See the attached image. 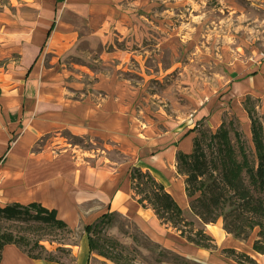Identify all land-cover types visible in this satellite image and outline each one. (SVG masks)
<instances>
[{
    "label": "rangeland",
    "instance_id": "374dc122",
    "mask_svg": "<svg viewBox=\"0 0 264 264\" xmlns=\"http://www.w3.org/2000/svg\"><path fill=\"white\" fill-rule=\"evenodd\" d=\"M4 2L12 8L7 13L13 22L11 27L0 25V32L7 30L10 36L12 29L13 42L4 49L0 41V66L8 73L9 89L19 87L25 96L23 116H12L22 121L12 124L14 130L8 125L12 146L31 131L33 140L25 141L31 155L47 150L71 156L65 149L79 151L94 159L96 170L111 177L124 174L130 185L131 169L172 131H194V148L196 136L215 132L225 120L234 127L233 141L240 131L255 157L244 102L251 98L255 117L264 126V71L255 76L264 63L259 60L264 52V0H61L56 17L44 3L0 0V10ZM52 18L55 28L40 51ZM69 30L71 37L66 38ZM245 77L254 78L253 94L242 99L243 116L241 105L227 95L233 81ZM86 107L102 118L86 123L83 133L53 128L38 136L36 119H69L68 112L83 115ZM1 115L9 119L3 108ZM211 118L221 120L217 129L210 127ZM102 125L115 133L103 132ZM5 161L6 154L1 155L0 166ZM184 215L195 227L203 226L191 204ZM141 224L137 208L129 214L115 211L91 233L96 248L90 264H264V254L253 249L258 227L249 238H238L224 228L221 216L206 227L218 244L210 249L177 238L178 231L166 223L167 236L156 239ZM0 231L21 237V247L31 255L63 264H75L79 246L89 236L84 226L58 227L1 214ZM224 247L246 252L256 262H239Z\"/></svg>",
    "mask_w": 264,
    "mask_h": 264
},
{
    "label": "crops",
    "instance_id": "0c3cea01",
    "mask_svg": "<svg viewBox=\"0 0 264 264\" xmlns=\"http://www.w3.org/2000/svg\"><path fill=\"white\" fill-rule=\"evenodd\" d=\"M28 2L30 3V1ZM32 2L31 4L34 6L44 3L53 13V17H56V11L61 0H32ZM2 5L5 6V9L0 10V25L7 26L9 24L11 27L13 18L11 16L8 18L7 12L8 10L11 11L12 8L10 9L6 2ZM55 20L52 18L46 24L47 30L43 43L38 47L40 51L43 50V46L47 42L46 39L55 28ZM10 30V36L7 35V30L5 34L3 31L0 32V41L3 44L1 47L4 49L11 47L13 42L12 29ZM71 34L72 32L69 30L65 37L69 38ZM34 63L30 65V70L28 69L27 73L32 71ZM259 65L257 67L258 73L255 76H259L264 71V63ZM7 74L0 66V108H3L9 116V119L5 118L4 115L0 116V156L6 154L5 164L0 166V205L5 206L13 202L24 204L33 201L40 202L49 209H56L58 217L73 228L85 227L107 212L117 211L129 214L132 209L137 208L139 219L143 223L141 227L155 239L160 235L166 237L167 234L164 232L162 222L154 209L142 206L133 197L130 176L129 185L124 174L111 177L103 169L98 171L92 163L94 159H85L79 154V151L77 154H73L70 149L65 150L70 151L71 156L67 152L55 155L47 150L31 155L28 153L29 147L25 145V141L29 143L34 138L31 131L22 133L18 141L13 146L11 145L12 133L9 132L8 125L11 130H14L12 124L19 123V120L22 121V119L15 121L12 116L16 113L23 114L25 96L22 95L19 87L9 89ZM253 78L245 77L233 81V91L227 95L229 98H233L238 106L241 105L239 108L242 109L243 116L246 110L243 107L242 99L244 95L253 94ZM16 104L20 105L19 109L16 108ZM88 108L82 109L83 115L68 112L69 119H45L44 115L41 116L42 119H36L34 123V127L41 131L38 136L53 128H70L74 132L83 133L82 131L87 129L86 123L92 122L93 118H102V116L94 114L91 108ZM220 114L217 113L216 116ZM73 117L75 119H72ZM220 121L211 118L208 123L211 128L217 129ZM101 129L104 130L103 125ZM110 130L115 133L113 129L108 128L103 132ZM193 134L194 131H185L179 127L166 137L167 140L163 145H159L150 154L143 155L142 160L136 164L144 170L151 171L166 186L183 209L190 207L191 198L186 192L185 177L177 170V153L180 150L192 151ZM134 203L137 204L135 208ZM202 223L205 228L209 226V223L203 221ZM174 234L177 238H183L180 234ZM79 248L75 264H90L89 237L83 239ZM0 264L63 263L46 257H33L18 244L8 243L3 249Z\"/></svg>",
    "mask_w": 264,
    "mask_h": 264
},
{
    "label": "trees",
    "instance_id": "16d2710c",
    "mask_svg": "<svg viewBox=\"0 0 264 264\" xmlns=\"http://www.w3.org/2000/svg\"><path fill=\"white\" fill-rule=\"evenodd\" d=\"M250 104L251 98L248 97L244 105L252 120L255 157L250 156L240 131H235L236 142L233 141L234 127L228 126L224 120L215 132L203 131L196 136L191 152L178 151L177 170L186 176L191 209L204 223H214L223 216L224 228L238 238H249L258 227L253 249L264 254V126L255 117V106ZM205 145L212 148L211 153ZM130 180L134 198L142 206L153 208L162 223L172 226L181 236L200 247L218 248L215 237L204 226L195 227L193 221L185 218L184 209L151 171L134 166ZM0 214L10 219L35 218L58 227L68 226L58 217L56 209H49L36 201L0 205ZM113 214L104 213L97 221L85 226L91 251L96 248L92 231L101 222L110 220ZM20 238L0 231V260L5 245L16 243L21 246ZM223 251L235 256L239 262H256L251 255L235 248L224 247Z\"/></svg>",
    "mask_w": 264,
    "mask_h": 264
},
{
    "label": "built area",
    "instance_id": "2783aa9c",
    "mask_svg": "<svg viewBox=\"0 0 264 264\" xmlns=\"http://www.w3.org/2000/svg\"><path fill=\"white\" fill-rule=\"evenodd\" d=\"M259 60H260V62L264 61V52L261 53Z\"/></svg>",
    "mask_w": 264,
    "mask_h": 264
}]
</instances>
